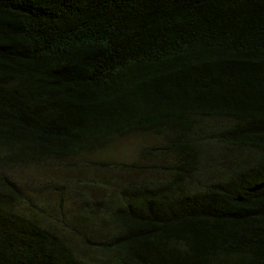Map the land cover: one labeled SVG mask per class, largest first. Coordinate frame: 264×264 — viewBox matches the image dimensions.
<instances>
[{"label": "trees", "instance_id": "obj_1", "mask_svg": "<svg viewBox=\"0 0 264 264\" xmlns=\"http://www.w3.org/2000/svg\"><path fill=\"white\" fill-rule=\"evenodd\" d=\"M0 264H264V0H0Z\"/></svg>", "mask_w": 264, "mask_h": 264}, {"label": "rangeland", "instance_id": "obj_2", "mask_svg": "<svg viewBox=\"0 0 264 264\" xmlns=\"http://www.w3.org/2000/svg\"><path fill=\"white\" fill-rule=\"evenodd\" d=\"M144 140L151 139L150 136L147 135H141ZM141 140L140 136H128L123 139H120L113 143L102 155H107L109 157L117 158L118 156L124 157V158H130L132 157V153L136 150L139 141ZM29 172H35L36 174L46 172L49 175L48 169L45 167H33L29 166ZM64 175H70L69 173L66 174V172L63 173ZM82 176V175H79Z\"/></svg>", "mask_w": 264, "mask_h": 264}]
</instances>
